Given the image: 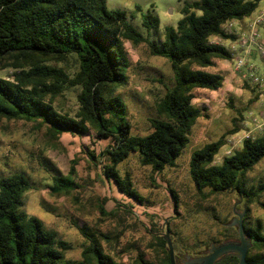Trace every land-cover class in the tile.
I'll return each mask as SVG.
<instances>
[{
	"label": "trees",
	"instance_id": "1",
	"mask_svg": "<svg viewBox=\"0 0 264 264\" xmlns=\"http://www.w3.org/2000/svg\"><path fill=\"white\" fill-rule=\"evenodd\" d=\"M260 2L187 0L178 25L165 28H161L159 17L149 11L144 15L143 25L149 33L154 30L159 36L150 40L126 12L110 10L107 0H0V70L16 69L10 77L0 76V117L37 121L56 139L64 133L85 135L92 130L99 138L111 139L103 151L109 161L104 164L105 176L124 195L143 203L144 197L131 177L123 176L118 165L133 153H138L144 165L158 172L176 165L191 141L193 126L202 116V110L193 102V90H218L224 83L222 74L204 68L213 66L216 58H232L225 45L212 43L210 38H235L223 25L250 16ZM126 41L148 42L152 54L167 58L174 72L173 86L158 103L160 118L152 120L153 129L147 135L132 132L127 105L115 93L128 78ZM69 57L78 62L74 76L53 64ZM73 86L81 88L76 117L54 105V100ZM237 130L192 153L191 178L198 192L205 195L233 191L248 205L257 201L264 206L260 201L264 181L249 185L247 178L248 171L264 158V132L245 139L242 148L226 156L221 164L214 162L226 145L227 136ZM92 157L96 155L92 153ZM71 186L70 179L55 175L51 189L61 194L70 191ZM31 188V179L23 171L0 176V264H126L105 250L103 239L113 238L88 227L80 228L87 239L82 258L69 257L72 245L43 220L23 210L24 197ZM171 194L178 213L179 197L174 190ZM244 209L245 233L253 243L247 260L249 264H264V229L261 222L249 224L250 207ZM102 212L106 213L103 207ZM167 220L178 259L177 232L170 226L173 219ZM163 229L166 231L165 224ZM225 231L224 239H197L186 256L197 257L212 244L239 240L237 226H225ZM164 234L162 231L158 238L166 264H171ZM138 260V264H152L143 253ZM218 264H239V258L231 256Z\"/></svg>",
	"mask_w": 264,
	"mask_h": 264
},
{
	"label": "rangeland",
	"instance_id": "2",
	"mask_svg": "<svg viewBox=\"0 0 264 264\" xmlns=\"http://www.w3.org/2000/svg\"><path fill=\"white\" fill-rule=\"evenodd\" d=\"M186 1L107 0V7L126 12L148 39L156 40L157 33L154 30L149 33L143 25L144 15L150 11L158 16L161 28L176 27ZM263 6L264 0H261L253 14L235 22L240 34L227 31V24L223 25L235 38H210L212 43L225 45L232 58H216L213 66L204 68L222 74L224 83L218 90H193V102L202 110V116L193 126L191 141L176 165L158 172L144 165L138 153L131 154L118 165L123 176L131 177L134 187L144 197L143 203L124 195L105 176L104 164L109 161L103 151L111 144V139L97 137L94 130L85 135L64 133L56 139L37 121L0 117V176L23 171L30 177L32 188L24 197L23 210L43 220L49 229L72 245L69 257L82 258L87 239L81 227L113 238L110 242L103 239L104 248L126 264H138L140 253L152 264H166L158 235L166 232L163 225L169 218L173 219L170 226L177 232L178 257L185 260L187 249L197 239H224L225 226L237 217L234 211L242 213L244 206L250 207L249 224L261 222L264 229V206L259 202L248 205L233 191L205 195L198 192L190 175L192 153L207 143L238 128L227 136L226 145L215 158L214 162L221 164L226 156L242 148L245 139L264 132V55L256 45L243 46L240 37L246 32L244 22L249 23ZM125 45L129 57L128 78L115 93L127 105L132 132L147 135L153 129L152 120L160 118L158 103L173 86L174 72L167 58L152 54L148 42L126 41ZM240 59L243 64L239 68L236 62ZM53 64L71 76L78 70L74 57ZM15 70L12 67L2 69L0 76L10 77ZM80 92L79 86H73L59 95L54 105L63 113L76 117ZM257 165L247 173L249 185L264 181V158ZM252 172L256 175H251ZM55 175L72 181L70 191L61 194L52 191ZM171 190L179 197L178 213H175ZM260 201L264 202V194ZM102 207L106 213L102 212Z\"/></svg>",
	"mask_w": 264,
	"mask_h": 264
},
{
	"label": "water",
	"instance_id": "3",
	"mask_svg": "<svg viewBox=\"0 0 264 264\" xmlns=\"http://www.w3.org/2000/svg\"><path fill=\"white\" fill-rule=\"evenodd\" d=\"M237 217L229 223L231 226H237L239 232V240H227L219 244H212L209 248V254L205 256L191 257L187 256L188 264H216L222 259H224L229 253L236 254L239 258V264H249L247 260V254L249 249L252 247V238L247 236L245 233V227L243 224V217L245 209L242 213H237L234 211ZM166 232L164 238L168 243V252L170 254L171 264H179L173 246V241L171 239L170 230L168 227V220H165Z\"/></svg>",
	"mask_w": 264,
	"mask_h": 264
},
{
	"label": "built area",
	"instance_id": "4",
	"mask_svg": "<svg viewBox=\"0 0 264 264\" xmlns=\"http://www.w3.org/2000/svg\"><path fill=\"white\" fill-rule=\"evenodd\" d=\"M238 21L240 20H230L224 24V27L227 24V31L229 29L232 33L240 34L238 28L235 27V22ZM244 24L246 26V32L241 34L240 36L241 44L243 46L247 45L248 48L252 45H256L257 48L262 51L264 55V38L263 33L261 32V29L264 27V6L260 11H258L257 15H254V17L251 18V21L249 23L244 22ZM242 64L243 61L241 59L236 62V66L239 68L242 66Z\"/></svg>",
	"mask_w": 264,
	"mask_h": 264
},
{
	"label": "flooded vegetation",
	"instance_id": "5",
	"mask_svg": "<svg viewBox=\"0 0 264 264\" xmlns=\"http://www.w3.org/2000/svg\"><path fill=\"white\" fill-rule=\"evenodd\" d=\"M231 240H237V239H231ZM207 254H209V248H208L207 251H205L204 253H201L199 256H205V255H207ZM231 256H235V257H237L236 254L229 253L224 259L221 260V262H223L224 260H226L227 258H229V257H231ZM237 258H238V257H237ZM177 261H178L179 264H188L187 260H185V259H179V258H178ZM219 262H220V261H219ZM216 264H218V263H216Z\"/></svg>",
	"mask_w": 264,
	"mask_h": 264
},
{
	"label": "clouds",
	"instance_id": "6",
	"mask_svg": "<svg viewBox=\"0 0 264 264\" xmlns=\"http://www.w3.org/2000/svg\"><path fill=\"white\" fill-rule=\"evenodd\" d=\"M260 166L259 165H257V168H259ZM251 175H256V172H252V173H250Z\"/></svg>",
	"mask_w": 264,
	"mask_h": 264
},
{
	"label": "crops",
	"instance_id": "7",
	"mask_svg": "<svg viewBox=\"0 0 264 264\" xmlns=\"http://www.w3.org/2000/svg\"><path fill=\"white\" fill-rule=\"evenodd\" d=\"M263 34H264V32H263Z\"/></svg>",
	"mask_w": 264,
	"mask_h": 264
}]
</instances>
